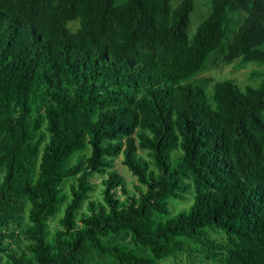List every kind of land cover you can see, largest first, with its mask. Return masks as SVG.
Segmentation results:
<instances>
[{
	"label": "trees",
	"instance_id": "1",
	"mask_svg": "<svg viewBox=\"0 0 264 264\" xmlns=\"http://www.w3.org/2000/svg\"><path fill=\"white\" fill-rule=\"evenodd\" d=\"M172 3L0 0V264H264V0Z\"/></svg>",
	"mask_w": 264,
	"mask_h": 264
},
{
	"label": "rangeland",
	"instance_id": "2",
	"mask_svg": "<svg viewBox=\"0 0 264 264\" xmlns=\"http://www.w3.org/2000/svg\"><path fill=\"white\" fill-rule=\"evenodd\" d=\"M178 0H173L172 4H175ZM208 11V0H195V8L191 14V22L188 28V32L192 33L207 14ZM76 24V23H75ZM264 65L258 62H247L242 66H238V60L230 64H217L210 65L206 69L200 71L194 79L204 81L207 85L206 90H211L212 84L217 80L231 79L239 84L243 89L246 85L256 87L259 81L257 77H251L250 74L253 70H263ZM116 169L123 175L126 181H131L134 177L130 174L128 169L120 163V158L116 159ZM96 178V177H94ZM179 201L171 200L170 209L171 214H174L180 210ZM190 202V199L185 201ZM186 206V205H185ZM54 221V220H53ZM166 264H174L172 261H167ZM179 264H186L184 261Z\"/></svg>",
	"mask_w": 264,
	"mask_h": 264
}]
</instances>
